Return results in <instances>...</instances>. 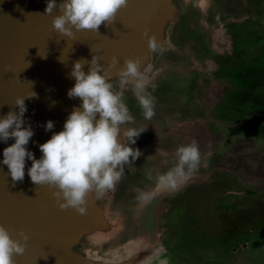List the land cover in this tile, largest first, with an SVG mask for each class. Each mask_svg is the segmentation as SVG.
I'll list each match as a JSON object with an SVG mask.
<instances>
[{"label":"water","instance_id":"1","mask_svg":"<svg viewBox=\"0 0 264 264\" xmlns=\"http://www.w3.org/2000/svg\"><path fill=\"white\" fill-rule=\"evenodd\" d=\"M61 2L48 14L47 0H0V116L18 111L15 102L25 97L24 127L34 130L27 148L39 159V144L62 130L81 103L67 94L75 83L69 76L74 63L98 55L108 68L115 56L119 63L110 69V79L114 89L123 91L134 116L123 127L145 129L133 145L142 155L125 166L113 190L99 199L89 194L83 215L74 208L61 209L53 195L56 189L31 181V160L26 161L23 181L14 182L7 166L0 165V224L26 245L23 254H14L15 264H144L168 249L173 224L171 205L161 191L147 204L137 196L154 190L158 176L176 164L172 146L178 133L177 109L192 72L219 53L225 0H128L112 24L102 23L98 32L74 31L71 38L52 25L61 14ZM145 30L161 41L160 49L149 50ZM126 57L139 58L150 79L149 91L156 98L151 119L144 118L132 83L120 86L119 69ZM88 67L84 65L86 72ZM33 92L35 96L27 97ZM49 120L54 128L45 131ZM12 143L14 138L0 141V159Z\"/></svg>","mask_w":264,"mask_h":264},{"label":"clouds","instance_id":"2","mask_svg":"<svg viewBox=\"0 0 264 264\" xmlns=\"http://www.w3.org/2000/svg\"><path fill=\"white\" fill-rule=\"evenodd\" d=\"M128 0H62L59 5L61 14L54 17L52 25L62 36L73 37L74 31L92 30L98 32L100 25L113 23L117 13L125 7ZM57 7V0H47L45 12L51 14ZM144 35L148 39L150 51L162 47L155 34ZM93 55L91 61L77 60L69 73L75 79L74 86L68 90L69 98H80V105L64 122L63 129L54 132L46 142L39 144L42 156L27 148L34 135L31 125H25L27 106L25 97L17 98L18 111H9L0 116V141L14 138V143L3 149L0 165H6L12 180L23 181L26 161L31 160L27 174L31 181L56 189L53 195L61 209L74 208L86 214L87 198L94 193L99 199L113 190L125 173V166L133 165L142 155L139 148L133 147L145 129L123 126L134 121L125 100L123 91L114 89L110 79V69L119 60L105 68ZM89 65L87 72L84 65ZM139 58L126 57L119 69L120 86L131 82L145 119L155 115L156 98L149 91L150 79L141 70ZM155 88V84H151ZM34 93V92H33ZM36 94L27 97H33ZM55 102H53L54 104ZM54 128L52 120L47 121L45 131ZM177 162L166 173L158 176L157 186L152 191H141L137 199L147 204L162 190H177L196 172L201 163L198 143L193 140L176 149ZM23 240L29 239L21 233ZM26 245L11 237L8 229L0 224V264H15L14 254H23Z\"/></svg>","mask_w":264,"mask_h":264},{"label":"rangeland","instance_id":"3","mask_svg":"<svg viewBox=\"0 0 264 264\" xmlns=\"http://www.w3.org/2000/svg\"><path fill=\"white\" fill-rule=\"evenodd\" d=\"M245 6L240 0H225L223 14L220 16L222 39H226L228 35L230 38L234 36L229 26L243 22L241 18ZM212 81L205 80L206 86ZM195 90L193 80L189 86L188 98H192ZM200 92L206 91L200 90L197 82L199 97L203 94ZM183 101H180L177 109L178 118L194 120L195 115L190 110L189 103L184 104ZM204 113L206 115L202 109L197 112V117L203 118ZM207 118L210 122V118L215 116L211 113ZM174 128L179 130V122L175 123ZM213 133L209 126L197 125L196 136L202 139V148L208 150L212 146L211 142L213 144L215 140ZM229 140L226 151L223 148V153L212 154L215 156L213 160L226 166L227 170L214 171L202 184L197 185V178L191 176L179 189L161 191L165 195L164 202L171 205V244L168 249L144 264H264V178L256 180L254 171H246L248 167L253 170L255 166L256 169L261 168L260 174H264V159L244 157L243 154L249 151L245 149V145H232ZM234 147L237 149L232 152ZM177 148L178 145L175 150ZM175 150L172 148V151ZM206 159L209 163V158ZM231 168L244 171L246 176L250 175V185H231L226 182L224 177L228 176L225 174L232 175Z\"/></svg>","mask_w":264,"mask_h":264},{"label":"crops","instance_id":"4","mask_svg":"<svg viewBox=\"0 0 264 264\" xmlns=\"http://www.w3.org/2000/svg\"><path fill=\"white\" fill-rule=\"evenodd\" d=\"M240 1L246 6L242 12L243 22L229 26L234 36L230 38L228 35L226 39H222L220 35L219 53L215 59L209 62L210 64L206 63L196 68L187 82L183 102L189 103L188 106L195 115L194 120L178 118L179 130L173 142V150L176 145H186L193 140L201 145L202 139L196 136L197 125L209 126L214 132L215 140L213 144L211 142L212 146L208 150L202 148V145L199 147L201 163L192 175V178H197V185L204 183L207 176H211L214 171L222 172L228 169L221 163L217 164L212 154L223 153V148L226 151L230 137L232 145L238 146V143H241V146L245 145V149L249 150L243 154L244 157L264 159V0ZM211 79L213 81L206 86L205 80ZM193 80L196 90L192 92V98H188L189 86ZM197 82L200 84V90L206 91L200 92L203 93L200 97L197 93ZM201 108L206 112L203 118L197 117V112L202 111ZM211 113L215 118H210L211 121L208 122L207 116ZM235 149L237 147L232 148V152ZM175 151H172L173 156ZM175 158L177 162L176 155ZM262 164L264 165V162ZM255 169V166L253 170L248 167L246 171L248 173L254 171L253 176L256 180L264 178V174H260L261 168L258 167L256 171ZM230 171L232 175L225 174L228 176L224 177L226 182L231 185H250V175L246 176L244 171L235 168H231Z\"/></svg>","mask_w":264,"mask_h":264}]
</instances>
